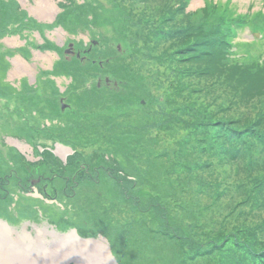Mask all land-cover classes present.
<instances>
[{
	"label": "rangeland",
	"instance_id": "1",
	"mask_svg": "<svg viewBox=\"0 0 264 264\" xmlns=\"http://www.w3.org/2000/svg\"><path fill=\"white\" fill-rule=\"evenodd\" d=\"M55 1L41 19L0 0V220L105 241L119 264H264V0ZM16 56L32 74L11 76ZM42 158L59 178L25 186ZM46 236L0 235V264L86 261Z\"/></svg>",
	"mask_w": 264,
	"mask_h": 264
},
{
	"label": "bare ground",
	"instance_id": "2",
	"mask_svg": "<svg viewBox=\"0 0 264 264\" xmlns=\"http://www.w3.org/2000/svg\"><path fill=\"white\" fill-rule=\"evenodd\" d=\"M23 1L25 3L27 2V0H23ZM30 11L41 19L45 18L46 16L47 18H52V16H54V13L56 11V1L55 0H36V5L32 6L30 8ZM16 42H18L17 38H16ZM37 57H42L45 59L46 54L45 53L43 54L42 52H37ZM32 73H33L32 65L26 59H24L21 56H16L15 58H13V68L11 70L12 77L22 76L25 74H32ZM15 146H17L24 153H27V152L31 153V148L27 144L16 142ZM69 152L70 150L68 148L61 146V145H58L57 148L55 149V153L61 156ZM36 230H37L36 234L32 235V233L26 227H24L21 231H19L16 228L10 226L7 222L0 220V235L4 236L6 239L10 241L16 242V236H20L21 238H24L26 242H29V243L39 242L40 244H48L49 239L47 238L46 235H50L53 237V240H51L50 242H52L54 246L57 245V247L59 248H62L63 246L62 252H65V255H63L64 257L73 258L70 255L74 254V249L72 248V246L73 247L75 246L79 250H82L83 253L88 251L86 252V255L80 256V258H85L86 260L83 264H104L105 262H107V259L101 260L100 258L96 257L97 252H95L97 248L103 252L108 251V249L106 248V244L104 243L105 241H102L99 239H96V240L95 239H82L74 231L69 234H61V233H58L56 230L50 228L49 226H44L41 228L37 227ZM35 238H37L38 240H34ZM8 253H16V251H9ZM58 254H61V251ZM0 257H2V253H0ZM16 257L14 258V260H16L15 261L16 263H19L20 260H18V258ZM32 257L33 256L29 254L28 259L31 261ZM37 257L40 260H42L41 253L37 254ZM91 257H94L95 260L92 261ZM22 259H23V264L29 263L26 260L27 258L25 257V255L23 256ZM46 262L47 261H45L44 263ZM33 264H36V263H33Z\"/></svg>",
	"mask_w": 264,
	"mask_h": 264
},
{
	"label": "trees",
	"instance_id": "3",
	"mask_svg": "<svg viewBox=\"0 0 264 264\" xmlns=\"http://www.w3.org/2000/svg\"><path fill=\"white\" fill-rule=\"evenodd\" d=\"M222 25H224V29H223V31H222V33H221V28H222ZM230 25H231V23H224V24H219V26H218V38L217 39H215L214 40V42L216 43V42H218V41H220L221 40V43H223L224 44V46L225 47H227L228 45H232L231 43H232V38L233 37H235V36H232L233 35V32H230V30H231V27H230ZM241 25V24H240ZM167 30H171L170 28H168ZM230 32V33H229ZM190 36V35H189ZM207 43H208V45L210 46H213L212 45V43L210 42V38L208 39V41H207ZM220 45V44H219ZM219 45L217 46V48L219 47ZM251 73H257V74H263L264 73V71H260V70H256L255 72H251ZM257 74H255L254 75V77L257 75ZM9 88L11 89L12 87L11 86H9ZM251 91L252 92H255L256 91V88L255 87H253V89H251ZM123 154L124 153H122V151L121 150H118V151H116V153L112 156L113 158L114 157H118V171H121L122 173H127V171L129 170V167H130V165L129 164H127V162H128V160H127V158H126V156L124 157L123 156ZM120 155V156H119ZM120 157L123 159V160H121L120 159ZM32 165H33V163H31ZM39 165H41V164H39ZM45 165V164H44ZM35 166H38V165H35ZM73 166V165H72ZM42 167H44L43 168V171H46L47 170V167L46 166H42ZM77 167H78V174L80 173V172H83V170H85L86 168H80L79 167V164L77 163ZM82 167V166H81ZM102 167V165L101 166H99L97 169L95 168V171H97V173H98V169L99 168H101ZM115 170V172H116V168L115 167H113ZM110 169V168H109ZM33 170H34V177H38V173L37 172H39V170H40V167L38 168H33ZM126 170V171H125ZM25 174V173H24ZM48 174V173H47ZM52 175H53V173H52ZM51 175V176H52ZM25 176H26V178H25V182H28V181H30L29 179H28V176L25 174ZM76 176H77V174H76ZM33 178V177H32ZM73 178V177H72ZM68 179V181H70V182H72V184H74L75 182H74V179ZM77 181H78V176H77ZM19 180H21V179H17V181H19ZM126 181H127V179H126ZM23 183V180H21V184ZM29 183V182H28ZM26 184V183H25Z\"/></svg>",
	"mask_w": 264,
	"mask_h": 264
},
{
	"label": "flooded vegetation",
	"instance_id": "4",
	"mask_svg": "<svg viewBox=\"0 0 264 264\" xmlns=\"http://www.w3.org/2000/svg\"><path fill=\"white\" fill-rule=\"evenodd\" d=\"M68 49H69V52L68 53H74L73 44H72V46L69 45V48ZM77 55H78V53H77ZM62 99H63V102H62ZM61 103L62 104H65L64 103V98H61ZM66 110H67V107L65 109H63V111H66ZM13 145H15V144H13ZM35 162L36 161H34V163ZM37 162H39V164H41V165L37 164L38 166H34V165L31 164V163H33V161H31V160L25 161V162L22 163L21 168H22L23 172L28 176V179L30 180L29 183H26L25 184V186L43 184V186H44L43 189H47V187H49V185L52 182H54L56 178H59L58 177V172L57 171L56 172L53 171L54 170L53 169L54 164L52 162L44 161L43 158L40 159V160L38 159ZM42 166H46L47 169H49L51 172H53V175L52 176H48L47 175L48 171L47 170L46 171H43V168L44 167H42ZM37 167L38 168L40 167L39 172H37L38 173V177H34L35 176L34 175L35 173H34L33 168H37ZM81 168H85V166L82 165ZM86 172L87 173L90 172V167L89 166L86 168ZM76 178H77L76 175H74L73 178H72V179H74V182H75L73 184V186H72L73 189L79 184V180L77 181ZM0 185H1V183H0Z\"/></svg>",
	"mask_w": 264,
	"mask_h": 264
},
{
	"label": "water",
	"instance_id": "5",
	"mask_svg": "<svg viewBox=\"0 0 264 264\" xmlns=\"http://www.w3.org/2000/svg\"><path fill=\"white\" fill-rule=\"evenodd\" d=\"M70 46H72V43L70 44ZM67 53L69 52V49L66 51ZM79 55V53H78ZM107 82L110 81V79H106ZM62 102H63V99H62ZM67 107V104H62V109H65ZM75 232V231H74ZM83 239V238H82ZM96 240V239H95ZM107 248V247H106ZM110 247L108 246V249ZM110 250V249H109ZM106 251V252H103L101 251L100 249L97 248V250L95 252H97L96 254V257H98L99 255H103L105 258L103 259H107V262H105L104 264H119L115 258V256L112 254L111 250L110 251ZM108 254V255H107ZM108 257V258H107Z\"/></svg>",
	"mask_w": 264,
	"mask_h": 264
},
{
	"label": "clouds",
	"instance_id": "6",
	"mask_svg": "<svg viewBox=\"0 0 264 264\" xmlns=\"http://www.w3.org/2000/svg\"><path fill=\"white\" fill-rule=\"evenodd\" d=\"M69 105H67V107H68Z\"/></svg>",
	"mask_w": 264,
	"mask_h": 264
}]
</instances>
